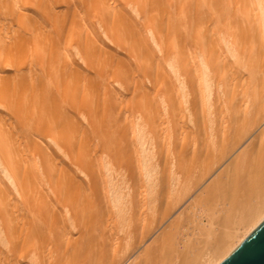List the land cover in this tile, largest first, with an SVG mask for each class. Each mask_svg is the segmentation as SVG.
<instances>
[{
    "label": "bare ground",
    "instance_id": "1",
    "mask_svg": "<svg viewBox=\"0 0 264 264\" xmlns=\"http://www.w3.org/2000/svg\"><path fill=\"white\" fill-rule=\"evenodd\" d=\"M263 152L264 0H0V264H222Z\"/></svg>",
    "mask_w": 264,
    "mask_h": 264
},
{
    "label": "rangeland",
    "instance_id": "2",
    "mask_svg": "<svg viewBox=\"0 0 264 264\" xmlns=\"http://www.w3.org/2000/svg\"><path fill=\"white\" fill-rule=\"evenodd\" d=\"M250 158L251 157H249L247 160H245L246 163L244 166V170H243L241 176L238 178V180L234 184H232L231 186H229L225 190H223V192L220 191L218 193H215L211 197V199H210L211 207H210L209 212L206 216H212V218H215L214 222L219 223V221H221V222L226 223L227 220H230L229 218L231 217V215H230V213L228 214V212L231 211V209H228L227 206L229 204L228 200L231 197H241V194H243L242 196H244V195L246 196L249 194V192L253 193L254 191H258L260 189L259 186L263 181L261 179V178H263L262 177L263 173H262L261 168L264 165V152H263V155L257 157L254 160V162L251 161ZM260 176H261V178H260ZM244 182H245L246 186H244V184H243ZM226 204H227V206H226ZM229 206H231V205H229ZM208 233H209V230H206V234H201L200 236H198V239H200L199 241H198V239L195 240L196 236L192 237V238L191 237L187 238L188 236L186 233H185V235L187 237L184 236L183 234L176 235L177 237L176 236L173 237V240L174 239L175 240L172 241L174 247H172V249H169L168 250L169 252L167 251L164 254L162 253L161 255L157 256V258H154V260L150 264H158V263L162 264V262H165L166 260H167L166 262L170 264V262H173L176 259V257L178 258L179 256H181V259L183 261H187V259L189 260L191 257H193L194 254H196V252H199L197 254H200L205 249L204 246L208 245L211 242L209 239ZM219 235H220V233H218L217 236L214 237V239H216ZM176 238H177V240H176ZM178 239H180L181 241ZM184 239H185V241H184ZM188 239H190V240H188ZM177 241H180L181 243L185 242L184 244H185L186 248H185V246L183 247L185 250L182 249L179 252L177 251V250H179L177 248L178 247L177 245L179 242L176 245ZM168 259H169V261H168Z\"/></svg>",
    "mask_w": 264,
    "mask_h": 264
},
{
    "label": "water",
    "instance_id": "3",
    "mask_svg": "<svg viewBox=\"0 0 264 264\" xmlns=\"http://www.w3.org/2000/svg\"><path fill=\"white\" fill-rule=\"evenodd\" d=\"M222 264H264V221Z\"/></svg>",
    "mask_w": 264,
    "mask_h": 264
}]
</instances>
